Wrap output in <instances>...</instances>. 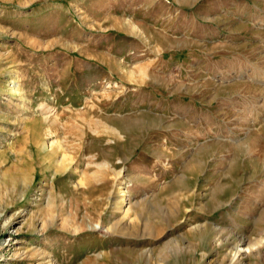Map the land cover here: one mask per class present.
Wrapping results in <instances>:
<instances>
[{"label":"rangeland","instance_id":"1","mask_svg":"<svg viewBox=\"0 0 264 264\" xmlns=\"http://www.w3.org/2000/svg\"><path fill=\"white\" fill-rule=\"evenodd\" d=\"M263 236L264 0H0V264H264Z\"/></svg>","mask_w":264,"mask_h":264},{"label":"bare ground","instance_id":"2","mask_svg":"<svg viewBox=\"0 0 264 264\" xmlns=\"http://www.w3.org/2000/svg\"><path fill=\"white\" fill-rule=\"evenodd\" d=\"M125 220V219H124ZM95 228H97V229H105V231H106V233L108 232V233H113V232H115L116 231V228H117V226H116V224H112L111 226H108V227H103V226H98V227H95ZM261 245L263 246L264 245V236L260 239V240H258L256 243H254L253 245H251V243H250V245H244L243 246V251H250V252H253L254 250H259L260 249V247H261ZM243 251H240L238 254H237V256L241 253V252H243ZM236 256V255H235Z\"/></svg>","mask_w":264,"mask_h":264}]
</instances>
